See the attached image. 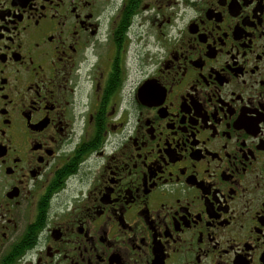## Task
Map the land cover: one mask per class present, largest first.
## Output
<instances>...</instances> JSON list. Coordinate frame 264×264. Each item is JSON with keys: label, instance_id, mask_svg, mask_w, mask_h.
Wrapping results in <instances>:
<instances>
[{"label": "flooded vegetation", "instance_id": "flooded-vegetation-1", "mask_svg": "<svg viewBox=\"0 0 264 264\" xmlns=\"http://www.w3.org/2000/svg\"><path fill=\"white\" fill-rule=\"evenodd\" d=\"M0 264H264V0H0Z\"/></svg>", "mask_w": 264, "mask_h": 264}]
</instances>
